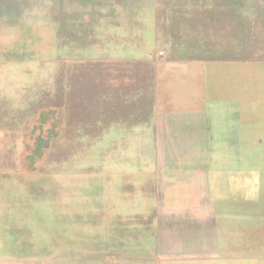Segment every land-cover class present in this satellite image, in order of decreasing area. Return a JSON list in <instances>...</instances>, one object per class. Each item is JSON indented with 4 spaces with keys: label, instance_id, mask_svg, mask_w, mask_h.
<instances>
[{
    "label": "rangeland",
    "instance_id": "rangeland-1",
    "mask_svg": "<svg viewBox=\"0 0 264 264\" xmlns=\"http://www.w3.org/2000/svg\"><path fill=\"white\" fill-rule=\"evenodd\" d=\"M0 264H264V0H0Z\"/></svg>",
    "mask_w": 264,
    "mask_h": 264
},
{
    "label": "crops",
    "instance_id": "crops-1",
    "mask_svg": "<svg viewBox=\"0 0 264 264\" xmlns=\"http://www.w3.org/2000/svg\"><path fill=\"white\" fill-rule=\"evenodd\" d=\"M185 156H187V155H185ZM179 172L181 175L184 174L188 177H189V175H199L202 177V180H205L206 182H208V180H209V173H207V172L204 173V171H200L199 173H196V174H193L192 173L193 171H191V173L189 174V169H184V170H180ZM182 172H185V173H182ZM180 182L181 181H177V183H180ZM185 182H187L185 184V186L187 187L186 189H187V191H189V178Z\"/></svg>",
    "mask_w": 264,
    "mask_h": 264
}]
</instances>
